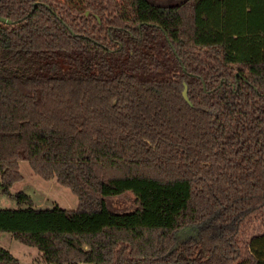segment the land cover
Here are the masks:
<instances>
[{"label": "trees", "instance_id": "trees-1", "mask_svg": "<svg viewBox=\"0 0 264 264\" xmlns=\"http://www.w3.org/2000/svg\"><path fill=\"white\" fill-rule=\"evenodd\" d=\"M0 16L1 192L26 160L77 197L17 191L0 231L52 264H264V232L239 242L264 212V0H0ZM0 264L18 262L0 246Z\"/></svg>", "mask_w": 264, "mask_h": 264}, {"label": "rangeland", "instance_id": "rangeland-1", "mask_svg": "<svg viewBox=\"0 0 264 264\" xmlns=\"http://www.w3.org/2000/svg\"><path fill=\"white\" fill-rule=\"evenodd\" d=\"M19 171L23 178L13 184L10 189L11 195L2 193L0 189V208H17L18 205L13 197L17 191H23L29 195L33 206L38 208H52L55 205L66 209L76 208L77 197L69 188L60 185L55 179L45 180L35 174L28 161H19ZM263 232L264 212L249 217L243 223L239 236L242 252H246V244L251 236ZM0 246L9 251L17 259L18 264H52L43 260L41 252L36 247L17 241L9 232L0 231Z\"/></svg>", "mask_w": 264, "mask_h": 264}, {"label": "water", "instance_id": "water-1", "mask_svg": "<svg viewBox=\"0 0 264 264\" xmlns=\"http://www.w3.org/2000/svg\"><path fill=\"white\" fill-rule=\"evenodd\" d=\"M86 14H88V12H86ZM0 22H1V23H4V24H11V23H12V20L0 16ZM182 96H183V98H184L189 104H191V102L189 101L188 95H187V85H186L185 82L183 83ZM190 230H191L190 227H185V228L182 229V232H183V233H187V232H189Z\"/></svg>", "mask_w": 264, "mask_h": 264}, {"label": "flooded vegetation", "instance_id": "flooded-vegetation-1", "mask_svg": "<svg viewBox=\"0 0 264 264\" xmlns=\"http://www.w3.org/2000/svg\"><path fill=\"white\" fill-rule=\"evenodd\" d=\"M86 12H88V14H86ZM86 12L84 13L85 16H88L89 14H94L96 19H97V21L100 22L99 17L95 13H92L90 10H87Z\"/></svg>", "mask_w": 264, "mask_h": 264}]
</instances>
